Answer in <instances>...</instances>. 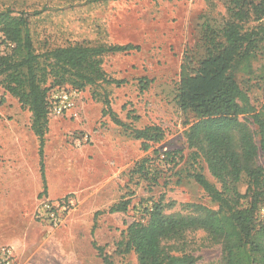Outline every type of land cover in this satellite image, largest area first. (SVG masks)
<instances>
[{"label":"rangeland","instance_id":"374dc122","mask_svg":"<svg viewBox=\"0 0 264 264\" xmlns=\"http://www.w3.org/2000/svg\"><path fill=\"white\" fill-rule=\"evenodd\" d=\"M5 9L25 15L38 52L83 41L140 47L104 57L105 72L123 81L119 86L78 91L64 85L49 92V103H59L54 96L61 90L78 95L73 109L49 115L46 195L42 194L31 113L5 91L0 77V246L13 247L18 264H105L93 242L104 248L114 264H138L135 252L125 251V244L120 243L126 240L130 223L146 220V209L153 202L171 203L166 213L189 214L190 204L218 209L192 177L202 173L222 188L204 158L188 147L184 133L194 117L179 108L175 92L183 53L188 47L200 49L203 23L222 25L225 8L219 1L0 0V10ZM259 23L264 24V18L246 26ZM252 69L246 88L252 105L260 110L264 105V42ZM141 79L149 82L147 89L141 88ZM103 87L120 119L134 128L158 125L165 139L143 151L139 140L103 115V103L93 96V91L102 92ZM246 117L256 132V125ZM156 149L176 152L177 160L162 165L155 158ZM143 159H149L147 173L133 174ZM258 163L264 165L262 151ZM240 188L244 192L246 185ZM47 198L73 200L66 223L59 228L36 217L38 206ZM123 200L130 201L125 212H108ZM263 216L261 212L259 219ZM186 250L199 257L198 264H223L221 245L211 242L202 230L189 234Z\"/></svg>","mask_w":264,"mask_h":264},{"label":"trees","instance_id":"16d2710c","mask_svg":"<svg viewBox=\"0 0 264 264\" xmlns=\"http://www.w3.org/2000/svg\"><path fill=\"white\" fill-rule=\"evenodd\" d=\"M208 1H219L225 8V18L220 26L203 23L200 49H185L175 101L185 115L194 117L184 133L188 147L195 156L204 158L210 173L222 184L219 189L202 173L192 174L218 209L190 204L189 214L166 213L171 203L153 202L146 209V220L130 223L126 240L120 243L125 244V251L135 252L138 264H198L199 257L186 248L189 234L200 230L211 242L221 245L223 264H264V216L259 219L264 208V165L258 163L259 152H264V105L257 110L246 88L253 72L252 61L264 42V24L252 28L246 25L264 18V0ZM0 32L15 44L12 53L0 56L1 83L31 113V129L38 141L42 194L46 195L49 92L64 85L78 91L119 86L123 81L105 72L104 57L128 54L140 47L83 41L38 52L27 18L13 15L10 9L0 10ZM140 84L143 90L149 87L146 79H141ZM102 90L93 91V96L103 103V115L129 131L141 142L143 151L165 139L166 133L158 125L134 128L120 119L112 109L109 93L105 87ZM246 116L256 125V132ZM154 154L162 165L177 160L173 151L156 149ZM148 162L143 159L133 174L147 173ZM242 184L246 185L244 192ZM129 204V200L120 201L108 212H125ZM93 245L105 264H114L103 247L95 242Z\"/></svg>","mask_w":264,"mask_h":264},{"label":"built area","instance_id":"2783aa9c","mask_svg":"<svg viewBox=\"0 0 264 264\" xmlns=\"http://www.w3.org/2000/svg\"><path fill=\"white\" fill-rule=\"evenodd\" d=\"M15 44L8 40L2 32H0V56H6L12 53ZM76 92H67L61 90L54 97L59 100V103H50V113L61 114L64 111L73 109L75 107ZM72 199H65L61 201L45 199L36 210V217L42 223L52 227L59 228L64 225L67 216L70 213ZM264 213V208L262 211ZM0 264H18L17 255L13 247L0 246Z\"/></svg>","mask_w":264,"mask_h":264},{"label":"crops","instance_id":"0c3cea01","mask_svg":"<svg viewBox=\"0 0 264 264\" xmlns=\"http://www.w3.org/2000/svg\"><path fill=\"white\" fill-rule=\"evenodd\" d=\"M37 139V138H36Z\"/></svg>","mask_w":264,"mask_h":264}]
</instances>
